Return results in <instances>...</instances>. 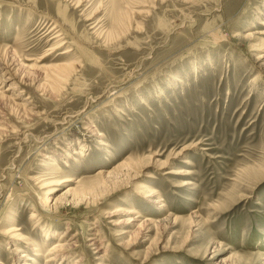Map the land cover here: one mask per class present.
<instances>
[{
    "label": "rangeland",
    "instance_id": "rangeland-1",
    "mask_svg": "<svg viewBox=\"0 0 264 264\" xmlns=\"http://www.w3.org/2000/svg\"><path fill=\"white\" fill-rule=\"evenodd\" d=\"M262 31L264 0H0V264H47L67 230L66 264H264ZM44 54L73 63L51 94L15 72ZM50 178L60 214L38 208Z\"/></svg>",
    "mask_w": 264,
    "mask_h": 264
},
{
    "label": "bare ground",
    "instance_id": "bare-ground-1",
    "mask_svg": "<svg viewBox=\"0 0 264 264\" xmlns=\"http://www.w3.org/2000/svg\"><path fill=\"white\" fill-rule=\"evenodd\" d=\"M96 26L97 25H95L93 28H95ZM52 32H55V27L51 28L50 30H48L46 32H43L42 33V38L43 39H46L47 38V41H49V42L50 41H53V40L56 41L59 36H57V35H53L52 36L51 35ZM257 35H261V36L263 35L262 36V38H263L264 37V31L258 32ZM64 45H65V43H62V42L59 43L58 42L57 44H55V46H53L50 49V51H52V52L53 51H57L61 47H64ZM262 47L264 49V44H262ZM9 49L7 48V49L3 50L4 52L2 54H0V58H2V56H7L8 57L9 56ZM0 51H1V48H0ZM52 52H49V53H52ZM68 53H70V50H63L61 52L62 55H66ZM11 55H13V54H11ZM47 55L48 54H44V55L38 57L37 59L32 60V61H34L33 65H24L20 61V63H18L19 70L15 71L17 73L18 72L20 73L21 71H23V75H24L25 72H29L32 69L35 70V71L41 72L39 74H41L43 77L45 76V78L47 79V80H45L47 82L46 85L41 90V91H43L42 93H44L45 91H48L46 93H49V89L50 88H52L51 90L53 92H56L58 89H60L61 87L58 88V85L59 84L61 85V83L65 80V77H66L65 75H67V77H68V74H66L68 72L66 70L67 69L70 70V68H72L70 66L73 64V63H71V65L69 64V66H66V67H68L67 69H65V66L64 65H58V66L53 67L52 70H48V72H47L46 71L47 68H44V66L41 65L42 61L46 59ZM15 57H16V55H15ZM12 60H14V58ZM262 60H264V55H262V54L256 58V61L258 63L260 61H262ZM4 61H7V60H4ZM7 65H9V63ZM1 67L3 68V74L2 75H4V77L7 76V79L6 80H3L4 78L2 79V77H0V86H3L4 83H7V81H9L10 75L8 73H9V71H12V70L11 69L8 70V67L7 66H4V64H2L0 62V68ZM51 68L52 67H50V69ZM64 69H65V71H64ZM260 69L262 70L261 67H260ZM0 72H2V70ZM20 74H22V72ZM258 77H260V74L257 75L255 77V79L257 80ZM11 81H12V84H10L8 86V89H6L5 91H11L12 93H14V91L18 89L17 88L18 86H17L16 81H14V80H11ZM0 90H2L1 87H0ZM0 94H1V97H0V130L2 132H6L7 131L6 130V126H5V122H6V118L5 117H6V115H5V113H3V110L5 111V109L3 108L4 101H5V99H3V98H5V93L3 91V92H0ZM23 94H24V91H19V96H23ZM49 94H51V93H49ZM15 108H17L18 110L19 109L22 110L23 111V115L25 114V116L32 115L31 112H33L32 109L27 108V105H26V108H25V106H21V105L15 106ZM99 136H101V135H99ZM59 171L60 170L57 169V172H59ZM68 181L69 180L68 179H65V178L64 179H62V178H50V179L45 180V182L43 184H40L39 189L42 190V191L40 192V196H39V198L37 200V202H38V208L40 210H42L43 212H45V213H50V212L52 213V211H55V213H59L60 214L61 213V208H62L61 206L63 204L62 203V200H57L56 199V201H55V208L53 209L52 206L48 205L49 195H50L51 191L53 190L52 187L57 186V185H60V184L65 183V182H68ZM68 192H71V191H67V193ZM83 195H84V193H83ZM8 198L10 200V199H12V196H9ZM65 201H63V202H65ZM161 202H162V200H158L155 203H161ZM161 207H164V205H161ZM36 212L37 213H40L39 211H36ZM36 212L34 214L32 213L30 215V218L31 219H33L35 217L38 218V214H36ZM125 213H130V212H125ZM90 230H94V227L93 228H90ZM20 231H21V229L18 228V227L9 228L5 232L4 236H6V238L9 239L10 241H12V240L13 241H23L22 244L24 246H27V248H31V251L39 252V250L35 248V244L29 238L22 237V235L20 234ZM69 233H70V230H67L65 232L64 238L62 237L60 239V241H58L54 246H52L49 249L48 253L46 254V257H47L46 259L47 260L45 261L47 264L48 263H52V262H54V264H66L67 261H69L70 257L72 256L70 253L75 248V244L72 241V239L75 238L74 235L69 240H66L68 238ZM88 236H91V239L89 240L90 243L88 244V246L91 247V246H94L95 245L96 246L95 247L96 248V254L95 255L98 256V254H100L101 250H103L104 247L102 248V244L101 243H94V238L92 237V236H94V234H91L90 233ZM18 244L19 245H22L20 243H18ZM11 251H12L11 253H13V256H17L19 254V252H20V250L18 249L17 245ZM34 256L38 258L40 256V254L35 253ZM18 259H21V261H20L19 264H35L34 261L31 260L26 254L20 255ZM97 259L100 261L99 264L104 263L103 253H102V255H99ZM76 264H84V259L83 258L78 259L76 261Z\"/></svg>",
    "mask_w": 264,
    "mask_h": 264
}]
</instances>
